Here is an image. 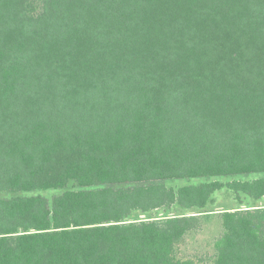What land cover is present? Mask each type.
I'll list each match as a JSON object with an SVG mask.
<instances>
[{
    "label": "trees",
    "instance_id": "16d2710c",
    "mask_svg": "<svg viewBox=\"0 0 264 264\" xmlns=\"http://www.w3.org/2000/svg\"><path fill=\"white\" fill-rule=\"evenodd\" d=\"M222 190L264 264V0H0V264H194Z\"/></svg>",
    "mask_w": 264,
    "mask_h": 264
},
{
    "label": "rangeland",
    "instance_id": "374dc122",
    "mask_svg": "<svg viewBox=\"0 0 264 264\" xmlns=\"http://www.w3.org/2000/svg\"><path fill=\"white\" fill-rule=\"evenodd\" d=\"M224 181H227L224 179ZM200 180H174L167 182L168 187L179 188L185 185L199 184ZM69 189H75L74 184H70ZM63 191H48L41 193L45 197L52 199ZM248 203L236 198V195L228 190H222L216 194L214 203L204 212V227L199 233L188 236L177 248V257L182 260H193L194 264H213L215 242L222 232L220 215L225 211H235L245 209ZM252 205H264V202L253 203ZM185 211L172 208V210H161L154 212L150 217L162 218L165 215H180ZM145 216H141L144 218Z\"/></svg>",
    "mask_w": 264,
    "mask_h": 264
}]
</instances>
